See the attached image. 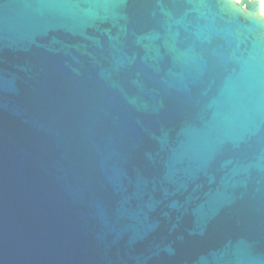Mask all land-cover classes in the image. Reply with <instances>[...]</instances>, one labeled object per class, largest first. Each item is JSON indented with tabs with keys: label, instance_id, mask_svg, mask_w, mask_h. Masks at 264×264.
I'll return each mask as SVG.
<instances>
[{
	"label": "water",
	"instance_id": "water-1",
	"mask_svg": "<svg viewBox=\"0 0 264 264\" xmlns=\"http://www.w3.org/2000/svg\"><path fill=\"white\" fill-rule=\"evenodd\" d=\"M0 264H264L257 0H0Z\"/></svg>",
	"mask_w": 264,
	"mask_h": 264
},
{
	"label": "bare ground",
	"instance_id": "bare-ground-1",
	"mask_svg": "<svg viewBox=\"0 0 264 264\" xmlns=\"http://www.w3.org/2000/svg\"><path fill=\"white\" fill-rule=\"evenodd\" d=\"M260 3V11L264 15V0H257Z\"/></svg>",
	"mask_w": 264,
	"mask_h": 264
}]
</instances>
